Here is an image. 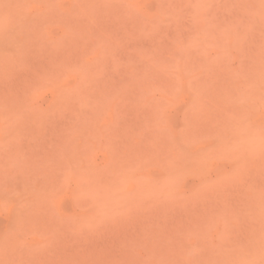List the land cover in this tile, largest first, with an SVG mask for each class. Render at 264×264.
<instances>
[{
  "label": "rangeland",
  "instance_id": "374dc122",
  "mask_svg": "<svg viewBox=\"0 0 264 264\" xmlns=\"http://www.w3.org/2000/svg\"><path fill=\"white\" fill-rule=\"evenodd\" d=\"M0 264H264V0H0Z\"/></svg>",
  "mask_w": 264,
  "mask_h": 264
}]
</instances>
